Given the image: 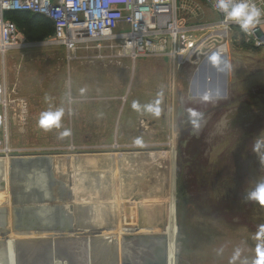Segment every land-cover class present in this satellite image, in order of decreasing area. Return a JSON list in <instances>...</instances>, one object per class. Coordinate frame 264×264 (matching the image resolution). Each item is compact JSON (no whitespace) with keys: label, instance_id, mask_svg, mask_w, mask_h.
<instances>
[{"label":"rangeland","instance_id":"1","mask_svg":"<svg viewBox=\"0 0 264 264\" xmlns=\"http://www.w3.org/2000/svg\"><path fill=\"white\" fill-rule=\"evenodd\" d=\"M188 3L190 23L219 20L200 0ZM48 39L26 40L25 46L0 55V82L11 101L8 147L12 154L55 160L53 204L77 208L72 225L79 217L97 231L110 219L113 227L124 226L128 232L107 236L161 234L142 232V227L150 216L158 227L166 214L167 220H176L173 200L178 192L182 239L178 248L175 227L171 264H176L177 253L178 264H255L264 205L246 201L245 194L264 180V161L252 151L254 141L264 138V50L248 48L231 29L222 39L212 33L198 56L178 69L169 58H139L134 65L125 59H98L93 51L79 52L68 64L63 48ZM221 44L225 51L219 55ZM209 90L212 98L204 99ZM134 102L139 109L132 107ZM148 104L159 114L147 111ZM58 108L65 110L62 127L44 131L37 124L39 114ZM64 129L71 134L61 138ZM78 156L101 162H94V169H79L70 164ZM44 176L37 170L25 174L26 184H17L14 193L43 195L49 190ZM15 179L21 180L19 175ZM59 181L70 202H58ZM11 189L9 204L5 197L0 200V217L10 220L2 226L14 233L11 208L42 203H14ZM59 211L52 216L43 211L25 214L36 226H63L67 220ZM101 246L96 264H113ZM69 247L37 249L33 258L22 257L18 263L81 264L82 250ZM54 250L61 260H51ZM136 255L137 264L148 259L142 252Z\"/></svg>","mask_w":264,"mask_h":264},{"label":"built area","instance_id":"2","mask_svg":"<svg viewBox=\"0 0 264 264\" xmlns=\"http://www.w3.org/2000/svg\"><path fill=\"white\" fill-rule=\"evenodd\" d=\"M188 1L0 0V55L27 44L6 16L9 12H31L48 18L54 32L47 43L61 46L67 62L76 60L79 52L93 51L101 60L125 59L130 63L139 58H169L178 69L185 61L198 56L212 33L222 39L231 29L237 30L245 45L264 50V16L248 35L235 23L225 27L224 18L215 7L216 0H200L219 20L192 24L185 15ZM252 2L264 12V0ZM204 31L207 34L197 39L195 34ZM218 49L221 55L225 51L224 44ZM10 106L6 85L0 82V156L18 155L12 154L13 150L8 147L6 124Z\"/></svg>","mask_w":264,"mask_h":264},{"label":"water","instance_id":"3","mask_svg":"<svg viewBox=\"0 0 264 264\" xmlns=\"http://www.w3.org/2000/svg\"><path fill=\"white\" fill-rule=\"evenodd\" d=\"M207 91H204L206 93ZM54 161L51 157L48 156H42L41 154L39 156L34 157H27V155L24 154H18V155H10L8 159V168H9V180H10V188L11 189V199L12 202L17 204H32V203H42V205H38L35 207L29 206V207H12L11 208V215H12V231L14 233H31V234H42L46 233L49 235H52L51 237L54 238L55 241L57 240H71L75 239V237L83 236V237H89L91 239V245L89 247L88 252V258L90 264H96L97 257L99 253L100 246L102 247L103 251L102 253H107L108 257H113V264H117L116 257H120L121 264H137L136 263V256L134 254H138L142 252L145 254V258L147 259L146 262H143V264H166V249H167V237L165 234H146V235H138V236H131V235H124L121 236L119 239L117 236H107L105 234L106 229H111L112 223L106 222L103 229L98 230L99 232H95L96 229L89 227L90 225L83 224L80 221L79 217H75L76 220L75 224L72 225V217L76 214L78 216L77 208H73L72 205H56L53 204L55 198L54 195V188L52 184V170L55 167ZM59 164V163H57ZM34 170H37L40 174H44L45 178L44 180L48 181V185H46L47 190L49 188V192L44 190L43 195H38L35 193V191H31V194L28 196H16V193H14V187L17 184L23 183L26 184V179L23 180L22 178L24 175L28 174V176H32V173ZM50 172V173H49ZM19 175V181L18 179H15L16 176ZM37 187V186H36ZM35 190V187H34ZM65 188L62 182H58L57 184V193H58V202L65 203L70 202L72 197L68 196V194L65 193ZM68 192V191H67ZM43 196H45L46 199H43ZM176 197H180V194L178 192H175L174 196V210H175V222H176V243L179 244L182 239L180 226L177 221V215H176V207L179 205V202ZM59 211L61 216H65L67 222L64 223L63 226H55L52 225L50 227L46 226H36L35 224H32L30 222H26L25 220L22 221L21 219H24L26 217L25 211H43L44 213L52 214L54 212ZM5 212L4 209L1 210V213L3 214ZM31 217V216H30ZM53 218V217H52ZM4 223V220L2 221ZM51 224H53L51 222ZM5 228L2 226L1 232ZM86 230V231H85ZM91 231V232H88ZM6 231V230H4ZM104 231V232H103ZM94 235V236H91ZM60 241V242H61ZM108 242H111L109 245L106 244ZM105 243V245H104ZM99 248V249H98ZM50 251V250H49ZM54 253H57V250L51 251V260H61L57 255L54 257ZM178 258L179 254L176 255V264H178ZM50 264H53L51 262Z\"/></svg>","mask_w":264,"mask_h":264},{"label":"bare ground","instance_id":"4","mask_svg":"<svg viewBox=\"0 0 264 264\" xmlns=\"http://www.w3.org/2000/svg\"><path fill=\"white\" fill-rule=\"evenodd\" d=\"M8 159H9L8 155H1L0 156V200H2V198L5 197V198H7L6 200H7V203L9 204L8 193H9V189H10V180H9ZM94 162H98V164L100 165L101 160L92 158V156L88 157V158L78 156L75 159L74 158L71 159L70 164L74 163L76 165L75 167H77L79 169L80 168L94 169V167H95ZM56 163H57V161H56ZM83 180H84V178H83ZM43 199H46L45 196H43ZM159 204H161V203H159ZM101 213H102V211H101ZM109 213H110V211H109ZM103 214L107 215V213H103ZM107 216H110V215H107ZM152 216H153V213H152ZM166 216H167V214H166ZM166 216H165V220L163 221V225H161L160 227H158L157 225H152L151 222H152L153 217L150 216V218L148 220L149 222L147 221L145 223V225H143L142 232L143 231H155V230L159 231L160 230V231H162L163 234L166 235V237H167L166 264H171L172 255H171L170 249L173 245V234L175 232L176 224H175V219L173 221L172 220L170 221L169 218L167 220ZM6 217L7 216H5V218ZM104 220H105V218H104ZM100 221H101V219H100ZM105 221L110 222V219L109 220L106 219ZM7 222H9V221H7ZM171 222H172V224H171ZM4 223L6 224L5 220H4ZM4 223L2 222L1 217H0V264H19L18 260L20 261L22 259V257H23V259L30 260L31 258H33L32 252L36 251L37 249H39V250L51 249V248L60 246L63 250V246L65 248H68L70 246L69 248H71L74 245H75L74 249L78 250V247H79V250L81 249L83 252V256L81 257L82 259L80 260V263L81 264H90L89 258H88V252H89V247L91 245V239L89 237L78 236L75 239L63 240V241L60 240L61 242L59 240H57V242H56L54 239L56 237L53 238V237H51L52 235H49L46 233H42V234H39V233L31 234V233H25V232H23V233H12L9 230H7L6 227L4 229L6 231L3 230L1 232V228H2V225ZM103 225H104V222H103ZM142 228H140V229H142ZM102 229H103V227H102ZM126 229L124 228V226L123 227L120 226L119 228H118V226H115V227H112L111 229H106L104 231H105V234H110V233L112 234L113 232L114 233L119 232L120 234H123V233L128 232V230H126ZM171 231H172V234H170ZM88 232H91V231L88 230ZM95 232H99V231L97 230ZM119 233H117V238H118ZM34 236H36V237H34ZM3 258L5 260H3Z\"/></svg>","mask_w":264,"mask_h":264},{"label":"clouds","instance_id":"5","mask_svg":"<svg viewBox=\"0 0 264 264\" xmlns=\"http://www.w3.org/2000/svg\"><path fill=\"white\" fill-rule=\"evenodd\" d=\"M215 7L219 10L224 18L225 27L230 26L232 23L239 25V28L245 34L251 35L252 29L260 23L261 17L264 12L256 6L252 0H216ZM211 91H207L204 99H211ZM217 98H219L217 96ZM132 107L139 109V103L134 102ZM147 111L155 115L159 114L158 109H154L151 104L145 106ZM64 108H58L55 111L45 110L42 111L37 119V124L44 131H50L52 128L60 129L61 118L64 116ZM71 134L69 129H64L60 133L61 138ZM252 151L261 157L264 161V138H257L253 145ZM245 200L256 202L264 205V180H258L255 186L245 194ZM255 264H264V233H261L255 247Z\"/></svg>","mask_w":264,"mask_h":264},{"label":"trees","instance_id":"6","mask_svg":"<svg viewBox=\"0 0 264 264\" xmlns=\"http://www.w3.org/2000/svg\"><path fill=\"white\" fill-rule=\"evenodd\" d=\"M6 16L16 25L27 41H43L52 36L54 32L51 21L42 15L31 12H9ZM248 48L252 47L248 46Z\"/></svg>","mask_w":264,"mask_h":264},{"label":"flooded vegetation","instance_id":"7","mask_svg":"<svg viewBox=\"0 0 264 264\" xmlns=\"http://www.w3.org/2000/svg\"><path fill=\"white\" fill-rule=\"evenodd\" d=\"M7 219V220H6ZM5 219V221H6V224H8V222L7 221H10L8 218H6ZM22 221H24V220H26V221H28V222H30V223H33L34 224V221H32L31 220V218L29 217V216H26V217H24V219H21Z\"/></svg>","mask_w":264,"mask_h":264},{"label":"crops","instance_id":"8","mask_svg":"<svg viewBox=\"0 0 264 264\" xmlns=\"http://www.w3.org/2000/svg\"><path fill=\"white\" fill-rule=\"evenodd\" d=\"M215 15L219 18V16H218L216 13H215ZM262 30L264 31V25L262 26ZM116 60H118V59H116ZM119 60L121 61V60H124V59H119ZM73 61H75V60H73ZM73 61H70V62H67V61H66V62H67L68 64H70V63L73 62ZM134 63H135V62H134ZM134 63H133V64H134ZM134 65H135V64H134Z\"/></svg>","mask_w":264,"mask_h":264}]
</instances>
